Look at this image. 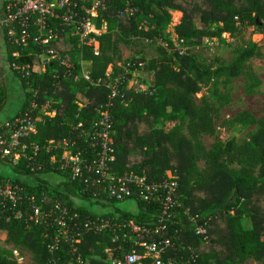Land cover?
Wrapping results in <instances>:
<instances>
[{"label": "trees", "instance_id": "1", "mask_svg": "<svg viewBox=\"0 0 264 264\" xmlns=\"http://www.w3.org/2000/svg\"><path fill=\"white\" fill-rule=\"evenodd\" d=\"M103 5L93 22L101 28L106 21L109 28L95 35L99 41L97 55L92 47H78L75 37L66 39L59 31L58 40L50 47L58 51L64 63L52 60L41 71V53L45 50L33 46L19 49L20 55L14 58L11 53L16 48L6 39L9 68L25 95L20 110L10 118L30 111L35 133L27 141L38 145L39 152L34 158H19L16 162L0 157L6 170L0 172V180L19 185L24 191L17 202L0 203V233H5L6 243L27 249L32 264H108L103 255L105 246L120 244L129 249L133 242L120 239L112 243L109 231L84 232L80 237L77 233L86 217L110 218L112 223L123 225V230L128 222L149 226L161 217L162 208L157 202L93 196V188L87 189L82 178H70L59 168L57 157L55 162L50 159L60 151H55L54 146L64 138L85 146L76 125L92 122L98 117L97 109L109 102L106 70L119 57V41L132 43L140 37L164 40L173 11L182 13L174 27L176 35L194 43H200L204 37L238 32L245 20L254 23V16L264 20V0H103ZM127 8L130 14L125 13ZM139 17L148 26L147 31L139 25ZM211 24H215L214 29ZM113 28L118 31L116 37L110 31ZM159 52L160 56L151 58L143 68L150 84L148 90H125L122 99L112 100L116 160L111 170L118 176L132 173L149 181L163 179L167 170L178 175L175 198L179 206L171 223L166 225V236L173 244L167 255L192 259L196 264H243L249 257L260 260L264 255V115L255 119L247 112L242 113L244 119L257 126L248 140L230 139L206 146L202 138L215 135L214 121L220 117L224 103L215 105L205 99L197 102L194 95L215 75L233 78L243 74V62L252 56H262V48L253 44L241 49L231 65L217 69L197 62L190 55H181L178 50L169 56L162 48ZM142 60L141 57L135 63ZM14 61L31 66L28 78H21L13 70ZM82 69L89 72L97 82L95 85L81 78ZM34 90L37 93L32 98ZM5 98L0 83V110ZM44 106L54 115L40 113ZM176 112L186 119L184 126L154 128L159 121H177ZM25 194L34 195L44 211L58 203L77 215L76 232L61 240L52 253L47 246L54 238L55 227L34 222ZM18 211L20 216L16 215ZM202 215L205 224L201 233H196L194 227L182 228L181 221ZM242 216L249 218L251 227L241 225ZM74 247L81 257L80 263L75 261ZM149 261L144 258L143 264ZM0 264L18 263L10 250H0Z\"/></svg>", "mask_w": 264, "mask_h": 264}, {"label": "built area", "instance_id": "2", "mask_svg": "<svg viewBox=\"0 0 264 264\" xmlns=\"http://www.w3.org/2000/svg\"><path fill=\"white\" fill-rule=\"evenodd\" d=\"M102 7H104L103 0H3L0 27L7 41L16 48L11 53L12 57L17 58L20 55L19 49H28L31 46L45 50L41 53L40 66V70L45 71V64L52 60L64 63L58 51L50 47L58 39L59 31L66 39L70 36L75 37L78 47H92L95 55L99 53L95 35H98L100 28L93 24L92 18ZM125 13L130 14L131 10L127 8ZM179 53L182 54L181 51ZM12 68L21 78L30 76L31 66L27 63L14 61ZM80 76L92 85L97 83L91 79L87 70L81 71ZM107 76L109 102L97 109L98 117L92 122L88 124L78 122L76 125V128L80 129V136L86 143L85 146L77 143L76 140L64 138L59 145L54 146L55 151L59 149L60 151L52 154L50 159L55 162L58 158L59 168L70 178H82L87 189L93 188V196L100 195L105 200L121 201L137 198L145 202H157L162 212L156 224L144 226L128 222L124 225V230L123 225L120 227V224L112 223L110 218L86 217L77 235L82 237L84 232L109 231L112 243L120 239L133 242L129 249L120 244L115 247L105 246L103 255L104 261L108 264H143L144 258L150 260L147 264H196L192 259H175L167 255L173 244L170 237L166 236L168 233L166 225L171 223L176 215V207L179 206L175 198L179 186L178 175L172 171H166L163 179L149 181L144 176L132 173L118 176L111 170V165L116 160L110 113L112 100L122 99L125 90L145 92L148 88L135 89V83L132 84L135 79L128 75L123 74L117 78L110 77L108 74ZM36 93L34 90L32 98ZM32 106L36 107L34 103ZM39 112L54 115V112H48L45 106L41 107ZM33 133H35V123L29 110L1 122L0 157H7L12 162L18 161L19 158L36 157L39 146L27 141ZM50 143L53 144V141ZM23 192L19 185L0 180V203L4 200L15 203L22 198ZM24 196L29 201L34 222L55 227L54 238L47 246L48 251L52 253L61 240H66L76 232L74 219L77 215L70 214L66 206L58 203L44 211L42 204L35 201L34 195L25 194ZM16 215L20 216V212H16ZM191 219L196 220V218ZM204 224V219L202 223L196 224L195 232L201 233ZM144 236H150V238L138 239ZM79 241L80 239L75 240V242ZM137 247L142 248V251ZM9 250L18 264L26 262L25 255L19 252L18 247L13 246ZM73 254H76V247ZM75 261L81 262L80 255L76 254Z\"/></svg>", "mask_w": 264, "mask_h": 264}, {"label": "rangeland", "instance_id": "3", "mask_svg": "<svg viewBox=\"0 0 264 264\" xmlns=\"http://www.w3.org/2000/svg\"><path fill=\"white\" fill-rule=\"evenodd\" d=\"M172 13L171 22L165 29L167 35L164 40L140 37L138 40H133L132 43L119 41L117 45L119 57L108 66L106 74L114 78L123 74L131 76L130 78L135 79L132 82V84L135 83V89L145 90L149 88L150 84L147 80V73L143 68L151 58L160 56V48L164 50L166 56H169L174 50H178L181 51V55H190L197 62L209 65L211 69H217L221 66L231 65L241 49L254 44L262 48V56H252L244 61L243 74L233 78L226 77L223 74L215 75L208 84L202 86L200 91L194 95L197 102L205 99L215 105L224 103V106L220 109V117L214 121L215 135L213 137L203 136L202 138L206 146L213 142H224L230 139L237 142L248 140L250 134L257 129V126L244 119L242 113L247 112L255 119H260L264 115V20L252 14L254 23L249 24L245 20L241 24L240 31L233 34L224 32L220 36L204 37L200 43H194L190 39L178 38L174 27L181 19L182 13L180 11H173ZM97 15L98 12L92 18V21ZM138 21L142 29L147 31L148 26L145 25L144 20L139 17ZM93 24L95 23L93 22ZM112 25L114 26V22ZM107 27L109 28V25L104 21L102 27L98 30V34L105 31ZM210 27L214 29L215 24H211ZM110 31L114 33V37L118 36L116 28ZM167 40L170 42L171 47L168 46ZM97 43L99 45V41ZM141 57L143 58L142 62L135 63V60ZM219 97H221L220 100ZM175 114L178 118L177 121L168 120L166 123L159 121L154 124V128L164 127V129H170L176 124L184 126L186 119L179 112ZM51 116H53L52 113ZM229 213L232 214L233 211ZM203 219L204 215L199 216L196 220L190 218L188 221H181L180 224L183 229H190L196 224L202 223ZM240 223L242 226L251 227L249 218L246 216L240 218ZM12 247L11 244L5 242L4 233H0V250H9ZM18 250L26 257L24 264H32L28 250L19 247ZM99 255V253L95 254L96 257ZM243 264H264V255L260 260L249 257Z\"/></svg>", "mask_w": 264, "mask_h": 264}, {"label": "crops", "instance_id": "4", "mask_svg": "<svg viewBox=\"0 0 264 264\" xmlns=\"http://www.w3.org/2000/svg\"><path fill=\"white\" fill-rule=\"evenodd\" d=\"M2 6L3 0H0V17L2 15ZM8 49L4 31L0 27V83L3 85L6 93L5 105L0 110V123L14 116L20 110L25 97L19 80L9 68ZM0 172H6L1 164Z\"/></svg>", "mask_w": 264, "mask_h": 264}]
</instances>
